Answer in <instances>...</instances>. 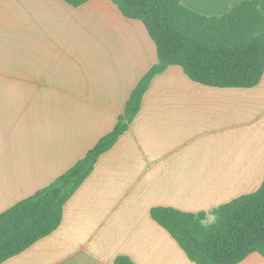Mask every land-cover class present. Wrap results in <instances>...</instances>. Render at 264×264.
<instances>
[{"label": "crops", "instance_id": "obj_1", "mask_svg": "<svg viewBox=\"0 0 264 264\" xmlns=\"http://www.w3.org/2000/svg\"><path fill=\"white\" fill-rule=\"evenodd\" d=\"M240 1L181 0L208 16ZM156 62L143 22L111 0H0V213L110 131ZM263 179L264 71L252 87H215L169 65L65 202L59 226L0 264H113L120 255L134 264H194L151 208L208 213ZM237 264L264 257L252 252Z\"/></svg>", "mask_w": 264, "mask_h": 264}, {"label": "trees", "instance_id": "obj_2", "mask_svg": "<svg viewBox=\"0 0 264 264\" xmlns=\"http://www.w3.org/2000/svg\"><path fill=\"white\" fill-rule=\"evenodd\" d=\"M78 6L88 0H64ZM121 13L143 22L157 62L131 90L113 128L83 157L46 186L0 213V263L50 234L63 206L92 172L101 154L128 130L154 75L179 65L193 81L215 87H252L264 71V0H242L220 15H203L181 0H111ZM214 216L209 223L207 214ZM153 207L151 217L194 264H237L248 254L264 257V179L253 192L209 212ZM113 264H134L120 255Z\"/></svg>", "mask_w": 264, "mask_h": 264}, {"label": "rangeland", "instance_id": "obj_3", "mask_svg": "<svg viewBox=\"0 0 264 264\" xmlns=\"http://www.w3.org/2000/svg\"><path fill=\"white\" fill-rule=\"evenodd\" d=\"M208 214H210V213H208ZM211 220H213V219H211ZM211 220L207 221V223L211 222Z\"/></svg>", "mask_w": 264, "mask_h": 264}]
</instances>
